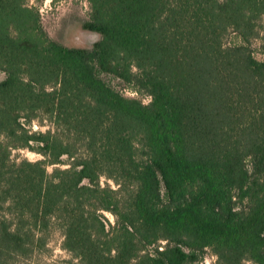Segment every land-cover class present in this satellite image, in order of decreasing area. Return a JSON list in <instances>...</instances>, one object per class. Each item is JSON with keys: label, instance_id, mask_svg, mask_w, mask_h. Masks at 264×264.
Segmentation results:
<instances>
[{"label": "trees", "instance_id": "obj_1", "mask_svg": "<svg viewBox=\"0 0 264 264\" xmlns=\"http://www.w3.org/2000/svg\"><path fill=\"white\" fill-rule=\"evenodd\" d=\"M87 1L0 0V264H264V0Z\"/></svg>", "mask_w": 264, "mask_h": 264}, {"label": "rangeland", "instance_id": "obj_2", "mask_svg": "<svg viewBox=\"0 0 264 264\" xmlns=\"http://www.w3.org/2000/svg\"><path fill=\"white\" fill-rule=\"evenodd\" d=\"M30 3L36 4L41 12V20L44 28L47 30L49 35L54 38L62 39L63 42L71 40L67 38L68 31L70 28L87 18V12L89 11V3L87 0H30ZM81 38L79 34L75 35L76 41H80L85 46L93 44L98 36L97 34L87 31L82 34ZM3 77V72L0 71V79ZM129 96H134L148 101V96L145 94H137L130 89L124 90ZM50 121L48 119H37L31 123V127L34 130L45 131L50 128ZM12 156L26 157L29 160H36L42 158L41 155L30 151V150H19L14 151ZM55 164H48L47 171L51 172ZM65 165H60L64 167ZM102 185L109 184L114 187L115 184L105 177L100 178ZM108 220L113 223V216L109 212H104ZM61 232L57 228L50 230L48 234V247L49 251L41 259L40 264H56V260L68 259L69 254L61 248ZM202 264H215V255L211 250H207ZM244 264H250L245 262Z\"/></svg>", "mask_w": 264, "mask_h": 264}]
</instances>
